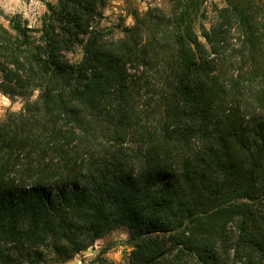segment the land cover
<instances>
[{
	"label": "trees",
	"instance_id": "obj_1",
	"mask_svg": "<svg viewBox=\"0 0 264 264\" xmlns=\"http://www.w3.org/2000/svg\"><path fill=\"white\" fill-rule=\"evenodd\" d=\"M166 1L118 38L105 0L46 1L39 39L0 23V90L24 98L0 120V264L120 227L130 264H264V6Z\"/></svg>",
	"mask_w": 264,
	"mask_h": 264
},
{
	"label": "rangeland",
	"instance_id": "obj_2",
	"mask_svg": "<svg viewBox=\"0 0 264 264\" xmlns=\"http://www.w3.org/2000/svg\"><path fill=\"white\" fill-rule=\"evenodd\" d=\"M46 1L54 5L58 4V0H0V23L9 27V19L15 14H19V19L32 28V37L39 39L41 32L37 29L45 22L44 20L47 22L49 15L45 5ZM255 2L256 5L264 6V0H255ZM151 6H159L166 11L170 9V4L166 0H105L102 17L97 20L98 26L109 38L121 37L123 36V26H130L134 22L132 13L135 11L143 13ZM215 6L218 8L225 6L224 0H206V15L209 21L215 18ZM208 24V21H205L204 25ZM82 54V46L77 43L72 50L65 51V57L73 63L79 62ZM37 93L38 91L35 89L30 99H34ZM23 101L24 98L20 95H10L0 90V120L7 113L18 111L22 107ZM130 249L127 231L124 227H120L97 237L85 249L70 257L57 255L45 247H39L42 256L38 260L21 264H101L100 262L103 260L105 261L102 264H130L128 259ZM232 252L230 249V257ZM235 264H241V261L236 260Z\"/></svg>",
	"mask_w": 264,
	"mask_h": 264
}]
</instances>
